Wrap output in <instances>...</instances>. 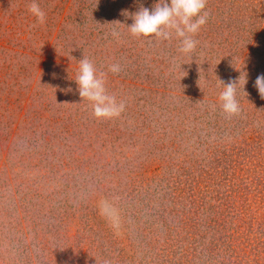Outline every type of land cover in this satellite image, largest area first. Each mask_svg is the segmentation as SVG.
Returning <instances> with one entry per match:
<instances>
[{"label":"rangeland","instance_id":"1","mask_svg":"<svg viewBox=\"0 0 264 264\" xmlns=\"http://www.w3.org/2000/svg\"><path fill=\"white\" fill-rule=\"evenodd\" d=\"M0 264H264V0H0Z\"/></svg>","mask_w":264,"mask_h":264}]
</instances>
